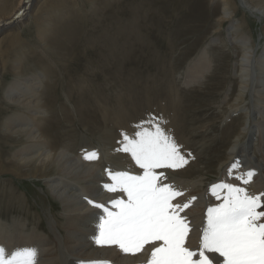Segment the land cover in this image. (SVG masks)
I'll return each instance as SVG.
<instances>
[{"label": "rangeland", "instance_id": "obj_1", "mask_svg": "<svg viewBox=\"0 0 264 264\" xmlns=\"http://www.w3.org/2000/svg\"><path fill=\"white\" fill-rule=\"evenodd\" d=\"M16 1L1 2L0 13L9 10ZM231 2L236 7L232 21L225 22L215 32V19L220 15V0H46L41 4V19L37 23L29 18V14L35 12L41 3L34 0L30 11L18 22L0 29V38L9 30L19 32V37L12 45L7 44V40L0 49L2 52L7 47L8 52L5 70L0 72V123L8 114L23 111L7 101L6 91L9 87L25 81L33 87L40 84L42 90H50L43 98L44 104L40 103L44 113L38 110L35 119H49L55 123L54 127L43 124V132L47 133L48 139L53 133L52 137L55 136L56 141L61 143L70 134H75L73 136L83 138L84 144L93 148L90 152H97L98 149L94 148L100 135L110 126L115 128L111 116L107 115V120H104L101 103L105 102V107L111 108L110 104L116 106L120 99L125 100L126 104L127 100L134 98L129 96L132 90L129 91L127 87L130 86L127 82L130 75L126 69L132 66L130 82L139 98L145 90L148 91V96L145 95L154 100L153 105L165 103L169 115L167 117H174L178 124L176 129L170 130H177L175 138L178 142L175 141L181 146V152L186 153L190 169L187 173H177L171 169L163 171L168 172L169 176L180 178L185 187L195 185L198 179L202 183L199 188L193 186L186 192H179L181 195L173 200L183 195L197 196L205 193L209 203V196L214 197L210 191L211 186L222 181L220 174H215V168L224 161L227 145L242 126L244 109L251 107L249 110L255 121L258 119V111L253 110L256 107L255 100H264V91L252 95L249 90L240 102V107L226 111L229 108L228 101L231 102L239 90L235 73L241 54L237 43H230L231 38L227 37L230 24L241 23L245 39L253 43L256 58H264V18L259 19L245 10L238 0ZM112 11L119 18L117 26L116 23L107 24V20H110L107 15ZM108 25L113 27L109 28ZM108 38H114L110 43L115 46L120 42L126 47L119 51L124 60L118 69L111 64V50L101 48V41ZM238 38H242V34ZM129 52L134 58L127 62L125 57ZM192 72L193 75H190ZM171 100L175 103V109L171 107ZM50 101L54 104L48 106ZM59 108L66 109L70 116L63 117ZM153 116L151 114L150 117ZM56 120L59 121L56 123ZM60 122L63 123L58 127ZM0 130L2 156L14 143L9 142L3 134L1 124ZM257 138V125H254L253 143H256ZM127 167L141 174L135 163ZM26 208L34 211V214L26 212ZM187 209L192 210L193 207ZM60 212L59 202L47 190L42 179L30 177L25 180L5 172L0 174V217L5 215L8 218L12 213L32 216L30 219L40 220V229L50 239L58 236L62 240L67 230L64 229ZM50 213L54 216L51 217ZM51 218L60 229L56 223L54 229H51L48 223Z\"/></svg>", "mask_w": 264, "mask_h": 264}, {"label": "bare ground", "instance_id": "obj_2", "mask_svg": "<svg viewBox=\"0 0 264 264\" xmlns=\"http://www.w3.org/2000/svg\"><path fill=\"white\" fill-rule=\"evenodd\" d=\"M33 1L34 0H17L15 2L16 4L11 6L9 10L0 13V29L11 26V24H13L15 21L18 22V20H20L28 11H30ZM39 1H41V3L38 7H36L35 12L32 11L29 14V18H31V20H33L35 23L40 21V7L43 1L46 2V0ZM73 1L76 0H72V2ZM220 1V15H218V17L215 19V32H217L225 22L227 23L232 21L233 11L236 9L231 0ZM238 1L240 6L242 5L245 10L249 11L254 16L258 17L259 19L264 18V0ZM1 2H5V0H0V3ZM10 2L12 3V1ZM153 4L154 2L152 1V6ZM115 15V11H112L107 15L108 18L110 17V20H107V24L116 23L117 26L120 21L118 16L116 17ZM8 18L12 19L5 22L4 20H8ZM230 25L231 29L227 32L228 36H226L231 38L229 41L230 43H237L241 54L236 63L237 69L235 73V76L238 78L237 81L239 82V90L237 96L231 102L228 101L229 104L227 107L229 108H226V111H228V109L231 110L240 107V102L245 98L244 96L247 91L251 90L252 95L254 92L264 91V58L263 60H261V58H256V50H254V47L252 46V41L247 37V39H245L244 33L241 30V23L234 22ZM108 27L111 28L113 26L108 25ZM9 31L7 33L5 32V35L3 34L4 36L0 38V49L1 45H4L7 40H9L7 44L10 43L12 45L14 40L19 37V32H16V30H13L12 32ZM240 34H242V38H238ZM115 37L118 39L117 35ZM113 41L114 38H112V40H109L108 38L106 41H101L103 43V47L101 45L100 46L103 50L106 48L107 50H111V64L113 68L118 69L122 65L121 62L124 60L122 57H120L122 53L119 51L126 49V47L120 44V42H117V45L115 46L113 43H110ZM6 49L4 51L2 50V52L0 50V72L5 70V65L7 62V60L5 61V58L8 56ZM132 50H134V48H132ZM126 51L129 50L127 49ZM130 58L134 57L129 52L125 59L128 62ZM132 69V66L126 69L127 73L130 75V78L133 74ZM189 69L191 71L193 70L191 68ZM193 72L198 73L197 71ZM193 72L190 75H193ZM130 78H127V82L130 83V86H126L128 87L129 91L132 90L129 96L132 98L134 97L133 99L129 98L130 100H127L126 104L124 102L125 100L122 101L120 99L118 100V104L116 106L115 104L111 103V108L115 107L114 109L106 108V103L100 102L103 105L102 108L104 109V120L106 121L108 116H111L110 119H113V126L115 128L110 126L108 129L103 131L99 140L96 139L98 142L94 149H98L96 152L97 159L92 161H88L83 158L85 152H90V150L93 149L87 144H84L83 138L78 139L76 136H73L75 134H70L69 138H64L60 143L56 141L55 136L52 137V133L50 135L51 138L48 139L47 133L43 132V124L54 127L55 123L53 124L49 119H35V113H37L38 110H41L44 113L43 107L40 106V103L44 104L43 98H45V94H47L50 89L42 90L40 84L36 87H33L27 84L26 81H22L23 83L17 82L16 84L12 85V88L9 87V89H7V101L12 102L14 105L16 104V106L23 111L18 110V113L8 114L3 119L2 123H0L2 132H4L3 134L7 136L9 142L14 143L13 147H10L7 150V153H2V156L0 155V161L2 160V162H0V174L2 175V172H5L8 175L13 177L15 176L20 179L24 178L25 180L29 179L30 177L42 179L47 190L61 206L60 216L63 219V223L65 224L64 229L67 231L66 236L63 237L62 240H60L58 236H52L50 239L49 236L44 233L45 231L40 229L39 219H30L33 217H28V215H26L29 218L28 221L25 214L22 213L17 215V213L13 214L14 212L12 215L10 214L8 218H6L5 215L1 216L0 248L4 249L6 256H10L11 253L23 250L25 248H33L37 250V264H93L94 261H106L107 264H146V260L150 256L151 252L150 246L146 245L145 251L133 255L121 252L116 246L101 247L95 244L94 236L98 234L99 216L101 213L100 210L95 209L88 203V200L99 203H107L110 199L117 198L114 194L108 193L102 188L104 183L111 182L107 177L106 170H110L112 172L127 171L130 174H136L132 172V168L127 167L129 165L133 166L135 163L131 159L130 154L124 153L120 149L122 148L121 141L123 140V134L133 136L134 131L137 130V125H139L141 121L148 120L151 114H154L152 118H154L156 121H159L161 127L164 128L165 131L168 132L169 135L173 136V138L176 140L175 137L177 135V130H173L177 128L178 124H176L175 120L173 119L174 117H167L169 116L167 115V105L165 103L153 105L152 102L154 100L152 101V98L147 97L148 91L146 90L143 92V95L140 94L141 96L139 98V96L136 94L137 91L133 88V85L130 82ZM260 86L262 88H260ZM37 88H41V90L36 91ZM145 94H147V96ZM255 101L256 107L253 106V110L258 111V119L253 121L254 118H252V113L249 110L251 107L247 110L244 109L242 113V126L235 137L232 138L230 143L227 145L225 151L226 157L224 161L220 162L214 171L215 174H220V179L222 180L221 182L232 183L236 186L243 187L251 195H259L264 193V100L261 101L259 98H256ZM171 103V107L175 109L174 101L171 100ZM53 104L54 102L50 101L48 106ZM59 111L63 117L70 116L67 115L69 112L64 108H59ZM58 121L56 120V123ZM62 123L63 122H60L58 127ZM40 124L41 128L39 127ZM254 125H257L258 133L256 143H253L252 141ZM53 129H51L52 132ZM55 133L57 134V131H55ZM15 147L17 148L15 149ZM182 154L185 155L186 153L182 152ZM233 163H238L239 167L232 169L231 165ZM189 169L190 165L188 162V164L181 169L171 170L177 173H187V170ZM230 169L231 173H229ZM250 170L254 172L251 181L248 184L240 185V182L242 181L236 179V177L243 175ZM165 173L167 174V177H169V179H166L165 182L170 184L178 192H186L193 186L199 188L202 184L201 180L198 179V181L195 180V185H186L185 187V183L183 184L180 178L178 179L171 175L169 176V173L166 171ZM87 191L88 194L86 195ZM200 194L201 195L185 197L183 195V197L179 199L176 198V200L172 201V203L180 205L191 201L189 208L193 207V209L190 210L185 208L184 211L181 212V215L186 216L191 229L189 238L187 240V245L192 250H196L198 248L199 237L202 234V226L203 223L206 222L207 208L214 206L219 202L215 197L211 198L210 195L208 203V197L205 195V193ZM193 197H195L194 200L192 199ZM262 199H264V197H262ZM28 208H26V212L28 211L33 215L34 211L31 212L29 210L31 207L29 209ZM259 210H264V208ZM50 216L53 217L54 215L50 213ZM48 223L51 229H54V223H56V226H58V223L52 218ZM28 225H31V227L29 228Z\"/></svg>", "mask_w": 264, "mask_h": 264}, {"label": "snow or ice", "instance_id": "obj_3", "mask_svg": "<svg viewBox=\"0 0 264 264\" xmlns=\"http://www.w3.org/2000/svg\"><path fill=\"white\" fill-rule=\"evenodd\" d=\"M121 144L120 150L130 154L141 174L106 170L111 182L102 188L117 198L107 203L88 200L101 213L96 245L116 246L133 255L150 246L146 264H264V210H259L264 208V193L251 195L232 183L213 184L210 191L219 202L207 208L198 248L192 250L187 245L191 229L181 215L191 201L172 203L181 193L165 182L163 171L188 164L180 146L151 117L137 125L133 136L123 134ZM83 158L95 160L97 153L85 152ZM253 175L250 170L236 179L248 184ZM0 264H37V250L25 248L6 256L0 248Z\"/></svg>", "mask_w": 264, "mask_h": 264}]
</instances>
